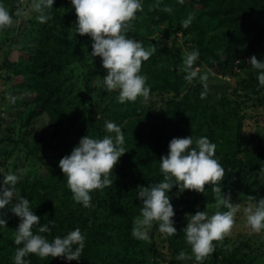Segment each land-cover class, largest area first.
<instances>
[{
	"label": "trees",
	"instance_id": "trees-1",
	"mask_svg": "<svg viewBox=\"0 0 264 264\" xmlns=\"http://www.w3.org/2000/svg\"><path fill=\"white\" fill-rule=\"evenodd\" d=\"M168 1L172 0H142V10L131 21L126 33L151 51L150 57L142 61L140 72L147 77L149 94L160 96L162 109L156 110L157 114L153 113L155 102L146 106L138 97L133 102L119 103L118 92L105 89L106 70L99 69L97 63L94 66L89 61L92 57L84 54L85 48L80 47L81 41L91 38L75 32L71 37L64 30L65 27L74 28L76 16L73 20V16L62 14L58 17V25L47 22L38 26L35 43H20L15 40L18 38H9L0 32L4 37L0 45L6 46L0 63V80L10 84L6 103H10V108L17 107L14 115L24 124L17 138L8 137L4 130L11 120L4 123L7 118L0 116V184H3V175H17L20 157L15 155L24 153V158L34 163L40 173L31 177L18 174L15 194L29 200L32 211L40 217V224L52 220V230L42 235L51 241L55 236L79 228L85 237L78 260L41 259L29 254L24 258L27 264H200L194 259H177L181 251L191 255L182 231L186 225L181 223V219L187 217L178 213L184 205L174 209L172 219L177 232L172 236L166 234L167 255L159 253L156 256L154 243L142 242L132 235L135 218L141 216L142 207V200L135 196L137 188L164 179L159 159L167 154L168 143L173 137L203 136L216 145L215 157L225 169L221 190L232 203L248 206L264 197V145L258 148L243 145L241 112L242 103L252 100V96L259 97L264 90L258 85L256 70L247 62L252 55L264 59V0H184L183 4L175 0L177 18L171 30L175 35L170 32L169 38L177 43V33L181 32L189 42L188 52L198 50L199 57L192 70L196 72L206 67L215 75L234 77L229 93L222 90L214 91L213 95L204 91V81H196L198 73L191 81L184 78L185 72L180 70V65L182 54L187 52L179 51L174 41L163 44L156 37V42H152L151 35L169 20ZM62 2L54 0V4ZM15 3L18 6L20 0H0V6H9L11 13H15ZM189 13H194V20L188 28H183L181 21ZM13 49L17 54L10 59ZM79 63L80 70L86 69L87 79L91 81L82 82L78 74L73 76L67 71L70 65ZM241 70L243 75H239ZM95 79L98 80L96 85L91 83ZM202 92L205 93L203 97ZM9 96L14 97V102ZM106 99L110 100L106 107L108 113L132 124L136 144L114 165L117 175L114 179L110 174L113 183L91 192L90 219L77 213L74 205L80 203L73 200L58 161L70 153L82 136L102 138L107 134L102 126H97L96 136L91 131L101 103ZM2 104L0 98V110ZM1 111L7 112L8 117L9 108ZM47 139L54 142L52 159L48 163L35 162L39 144ZM204 187L200 208L191 207L188 214L207 211L208 205H217L213 186L206 183ZM10 207L9 204L0 208V219L6 221L0 226V264H13L15 250L22 246L14 243L19 218ZM220 208L226 210L223 206ZM33 232H36L35 227ZM238 235L240 239L234 238L237 244L230 242L228 235L213 241L214 250L202 264H264V253L254 252L247 239L249 236Z\"/></svg>",
	"mask_w": 264,
	"mask_h": 264
},
{
	"label": "clouds",
	"instance_id": "clouds-1",
	"mask_svg": "<svg viewBox=\"0 0 264 264\" xmlns=\"http://www.w3.org/2000/svg\"><path fill=\"white\" fill-rule=\"evenodd\" d=\"M177 2L183 4L184 0ZM53 3L54 0H32L38 22L45 23L48 20L47 9ZM70 3L76 14L75 33L87 34L91 38V53L88 55L99 56L101 66L106 70L103 77L105 89L117 91L119 103L133 102L140 96L147 97L150 88L146 83L147 77L141 74L140 69L142 61L150 57L151 51L145 49L140 41L126 35L131 21L142 10V0H70ZM193 20L194 13H189L182 19L181 27L188 28ZM12 21L10 12L0 6V30L10 26ZM198 57L199 52L195 49L182 54L180 70L185 72L184 78L188 81L197 75L192 66ZM247 62L257 72L258 85L264 87V59L252 55ZM206 79V76H201L202 81ZM204 86L207 87L206 84ZM204 95L202 92L201 96ZM9 99L14 102V97L9 96ZM104 129L107 134L102 138L82 136L70 153L58 161L73 200L84 207L89 206L93 190L103 189L113 183L110 173L126 151L120 126L109 120L105 121ZM215 149L216 145L203 136L173 137L169 141L167 154L159 159L164 179L154 185H140L137 188L135 196L142 200V218L132 232L135 238L148 239V228L153 222H156L160 232L175 235L177 229L172 219L175 212L170 202V189L176 185L180 191L189 189L205 192L206 183L213 186L217 195V208L223 206L226 210L211 215L203 210L186 214L187 223L182 231L190 245L191 255L181 251L177 259H194L202 264L214 250L213 241L222 240L231 231L238 212H243L246 224L253 232L264 231V197L248 206L232 203L221 190L220 181L225 169L215 157ZM18 179L15 173H9L3 175V184H0V208L10 204L11 212L19 218L14 243L22 246L15 250L13 264H27L24 258L29 254L41 259L60 257L66 261L78 260L85 239L81 230L75 228L63 236L53 237L51 241L46 239L42 233L50 232L53 222L50 220L40 224V217L32 211L29 200L15 194ZM5 223L4 219H0V226Z\"/></svg>",
	"mask_w": 264,
	"mask_h": 264
},
{
	"label": "rangeland",
	"instance_id": "rangeland-1",
	"mask_svg": "<svg viewBox=\"0 0 264 264\" xmlns=\"http://www.w3.org/2000/svg\"><path fill=\"white\" fill-rule=\"evenodd\" d=\"M18 2V1H17ZM168 12L170 14L169 20L166 21V23L162 24L161 29L157 32L151 35L152 42H156V37H159L163 44H171V42H175L173 38H169L171 35H175L174 32H172L173 26H175V18H177L176 13V6H175V0L168 1ZM17 3H15V13L10 12V7L6 6L5 8L10 12V14L13 17L12 24L8 27H6L3 30H0V32H4L6 35H8L9 38H18L15 40H19V42H31L35 43L36 40L34 39L39 35L38 26L39 28L41 25L46 24L47 22L49 24H57L58 25V17L62 14H65V16H73L71 18H75L76 14L74 11L73 6L71 5L70 1L63 0L61 5H58L57 3H53V6L50 9H47V14L49 16L48 20L45 23H40L37 20V13L34 12L32 7V0H20V4L16 6ZM14 6V5H13ZM176 13V14H175ZM44 26V25H43ZM75 30V27L73 28ZM72 27H65V31L67 32L68 36H73ZM172 32L174 34H171L169 36V33ZM77 35H80L79 33H76ZM186 36L182 35L181 32L177 33V43L175 42V45L177 44L179 51L181 52H188V44L189 42L186 41ZM0 39H4L3 35L0 34ZM23 39V41H22ZM13 40V42L15 41ZM80 47H84V54L88 55L91 53V40H84L80 42ZM6 46L4 44L0 45V63L3 59V53L6 51ZM17 54V50L13 49V53L10 55V59L14 58ZM9 56V55H8ZM94 66L97 63V66H99V69L101 66V58L99 56L92 57L91 60H89ZM80 63L79 64H73L68 67V72L72 74L73 76L78 74L79 77H77L79 80L84 82L85 80L91 81L90 79H87L86 72L87 70H80ZM197 67H194V70H196ZM208 69L206 67H202L196 71L198 73V76L196 78V81H199L201 79V76H206L207 79L204 81V85L206 84L207 87L204 86V91H208L210 94H214L215 92H220L222 90L229 93V90H231L232 86H234V77L232 76H221V75H215L214 72L207 71ZM76 73V74H75ZM239 75L242 74V70L239 71ZM75 79V77H72ZM97 78L100 80V78L97 76ZM76 80V79H75ZM101 81V80H100ZM98 80L95 79L92 81V84H97ZM3 90L0 91V98H2L3 104L1 105V110L9 108V115L7 117V112H2L0 110V116L3 115V117L7 118L6 121H10L11 123L7 129L4 130L5 135L13 136L14 138H17L18 135L21 133V128H24V124L22 120H20L16 115H14L17 111V107L13 106L10 108V103H6L7 100L5 99L8 95H10L9 87L10 84L7 83L5 80H0V87ZM239 89V88H238ZM242 91L241 89H239ZM243 92V91H242ZM252 100L245 101L246 103H242L241 112H242V118H243V131H242V142L243 145L247 148H258V145H264V90L261 91L260 96H252ZM241 99V97H240ZM98 100V99H97ZM141 103L144 105L151 104L150 102H153L152 105H154V102L156 104L155 110L153 113L156 112V110H161L162 106L159 107L162 104V101L160 100V96L149 94L147 97L140 96ZM110 100L106 99L102 101L101 108L97 112V116L95 119V125H92L91 131L96 136L98 133V130L96 129L97 126H102L104 128L105 121H113L117 123L121 130L124 129L125 133H123L124 136V147L131 150L135 148V136L133 131V126L130 122L127 120H122L118 116H116L113 113H108L106 111V107L109 105ZM159 107V108H158ZM104 111L102 112L101 110ZM11 113V115H10ZM157 114V113H155ZM7 137V138H8ZM126 151L119 157V161L123 160V156L126 154ZM54 142L47 139L44 143L38 146V152L37 155H35V162H46L48 163L54 154ZM24 153H19L15 156L20 157L17 161V176L18 174L27 175L28 177H31L34 174L40 173V169L34 164L31 163L28 159H25L23 156ZM14 156H11L10 159H13ZM113 169V172L110 173L114 179H116L117 172ZM44 174V171L42 172V175ZM249 176V175H248ZM264 176V175H263ZM19 177V176H18ZM235 185V183H234ZM104 189V188H103ZM102 189V190H103ZM189 189H184L183 191H180L177 186L173 185V187L169 191L170 195V202L173 205V208L175 211L183 206V209H181V212H178L182 215V217H187L186 214L189 213L191 210L190 208H200V195H202L203 192H197L195 190H190L191 192H188ZM195 192V193H194ZM92 199V194H91ZM184 204H180V203ZM243 206V205H242ZM74 207L77 209V213L80 215H86L88 218L91 219L92 212L87 207H84L82 204H75ZM216 211H223L221 208H217V205H208L207 213L209 215L213 214ZM243 212H238L235 217V221L233 224V227L231 231L227 234L230 236V242H233L234 244H237V241H234V238H239L238 234H244V238L249 240L250 247L254 250V252L259 255L264 253V231L262 232H253L250 227L246 224V217L243 214V216L239 215ZM190 215V214H189ZM141 216H137L135 218V222L133 225V230L138 226L137 222L139 219H141ZM181 223L186 225L187 218H182ZM132 230V232H133ZM234 234V235H233ZM148 239H140L142 242L146 243H154L156 247V256H159V253L165 254L168 252V244L165 241L166 233H162L158 230L156 227V222H153V224L148 228ZM226 236V235H225ZM167 255V254H165Z\"/></svg>",
	"mask_w": 264,
	"mask_h": 264
}]
</instances>
